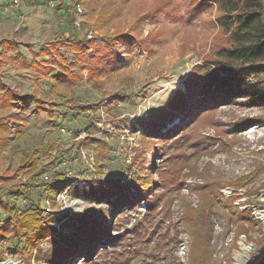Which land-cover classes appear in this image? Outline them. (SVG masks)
I'll use <instances>...</instances> for the list:
<instances>
[{
    "label": "rangeland",
    "instance_id": "rangeland-1",
    "mask_svg": "<svg viewBox=\"0 0 264 264\" xmlns=\"http://www.w3.org/2000/svg\"><path fill=\"white\" fill-rule=\"evenodd\" d=\"M47 1L0 0V229L15 224L11 208L42 206L57 226L93 208L111 242L84 264H264V106L238 100L167 122L170 139L147 136L188 83L251 66L247 80L264 86V60L241 66L218 53L230 39L212 2ZM75 35L92 42L82 54L69 46ZM94 53L109 56L101 88L89 79ZM67 101L86 109L74 114ZM36 149L33 168L22 155ZM64 166L72 180L46 191L41 184ZM130 176L122 195L131 203L119 209L115 196L83 193ZM1 235L0 264H34L24 239ZM37 245L50 253V240Z\"/></svg>",
    "mask_w": 264,
    "mask_h": 264
},
{
    "label": "trees",
    "instance_id": "trees-1",
    "mask_svg": "<svg viewBox=\"0 0 264 264\" xmlns=\"http://www.w3.org/2000/svg\"><path fill=\"white\" fill-rule=\"evenodd\" d=\"M212 2L217 5L220 16L217 21L221 28L229 34L230 44L221 47L218 53L227 58L241 62V66L253 65L258 61L264 60V0H202ZM49 1L43 0L44 4ZM79 35L69 37V46L76 54H82L83 50H88L92 42L86 39L84 45L78 43ZM96 48V44H95ZM97 45V49H99ZM54 46L50 50L57 55ZM94 52V51H93ZM114 56L111 55L110 57ZM109 56L106 54H97L88 61L89 79H94L97 87H103L104 80L101 70L108 66L107 60ZM106 60V62H105ZM251 66L238 68L230 67L227 73L221 77H208L202 85L197 86L196 83H188L186 92H180L175 96L168 105V111L156 115V122H152L147 126V136L157 138L170 139L174 137V130L164 132L162 128L165 124L176 117L181 118V122H192L202 112L217 108L220 105L235 102L244 99V101L253 106H264V86L260 83H251L247 80ZM246 70V71H245ZM61 81V77L56 79ZM59 83L56 84L58 88ZM63 97V96H62ZM70 110L74 114H83L85 107H74L70 102ZM162 120V121H161ZM186 122V123H187ZM4 120H0V131L4 129ZM95 126V125H94ZM156 136H153V135ZM6 135V133H5ZM145 135V137H147ZM7 137H0V150L6 146ZM56 150L54 144L50 151ZM82 149L79 147L75 155L81 156ZM39 151L36 149L26 156L22 155L24 163L31 160L33 168L40 162L38 156ZM72 155V149L57 152L56 156L65 159ZM103 160V158L101 159ZM95 161L100 162L99 154L95 157ZM97 166V165H95ZM69 167V166H68ZM67 166L64 170H57L51 181L42 183L46 191L55 188L56 192L62 190L72 179L70 177ZM99 172L102 171V165L96 167ZM132 176L125 181L119 178H111L100 180L96 187H92L89 191L83 190L86 195L95 196L101 201L105 198L110 199L116 197L114 207L119 209L127 203H131L128 196H123L125 187L124 183L132 180ZM78 186V185H77ZM151 187V183L147 185ZM10 190L11 187L7 185ZM2 188H0L1 194ZM125 197V198H124ZM12 218L15 220L13 226H6L0 229L1 234L12 231L18 239V243L22 244V249L29 253V259L34 260V264H42V259H47L51 264H84L91 262V258L98 252L106 249L110 245L106 239V217L99 213L96 209H88L81 213L71 216L69 221L61 223L59 226L54 225L50 219L42 217L45 212L44 207L37 209L25 208L23 210H10ZM108 238L111 237L107 236ZM50 240L52 243L49 254H43L36 247L38 242ZM35 249V253L33 252ZM102 249V250H101ZM34 256V257H33ZM77 260V261H76Z\"/></svg>",
    "mask_w": 264,
    "mask_h": 264
},
{
    "label": "built area",
    "instance_id": "built-area-1",
    "mask_svg": "<svg viewBox=\"0 0 264 264\" xmlns=\"http://www.w3.org/2000/svg\"><path fill=\"white\" fill-rule=\"evenodd\" d=\"M76 10H77V12L81 13L83 11V7L78 5L77 8H76ZM76 24H80V22H77ZM64 130L65 129L62 128V131H64Z\"/></svg>",
    "mask_w": 264,
    "mask_h": 264
},
{
    "label": "crops",
    "instance_id": "crops-1",
    "mask_svg": "<svg viewBox=\"0 0 264 264\" xmlns=\"http://www.w3.org/2000/svg\"><path fill=\"white\" fill-rule=\"evenodd\" d=\"M36 2L38 3V4H41V3H43V1L42 0H36ZM44 4V3H43Z\"/></svg>",
    "mask_w": 264,
    "mask_h": 264
}]
</instances>
